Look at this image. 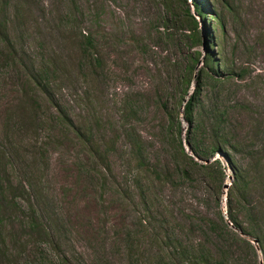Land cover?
<instances>
[{
    "label": "rangeland",
    "instance_id": "obj_1",
    "mask_svg": "<svg viewBox=\"0 0 264 264\" xmlns=\"http://www.w3.org/2000/svg\"><path fill=\"white\" fill-rule=\"evenodd\" d=\"M210 5L0 0V264H264V0Z\"/></svg>",
    "mask_w": 264,
    "mask_h": 264
},
{
    "label": "trees",
    "instance_id": "obj_2",
    "mask_svg": "<svg viewBox=\"0 0 264 264\" xmlns=\"http://www.w3.org/2000/svg\"><path fill=\"white\" fill-rule=\"evenodd\" d=\"M187 0H163V3L165 5L166 8V12L170 17L172 15V19L174 20L173 22L178 21L179 25H180V30L184 31L187 30L190 32L189 37L191 38V40L193 41L194 44L198 43L199 41H201L202 37L200 35V33L198 32V26H199V22L201 20V22H203L204 27L206 28V36L208 38V41H206V45L207 43L209 45H212L213 41L211 40V33L209 31V26L208 23L206 22V18L204 17L205 15H209L212 13V9H211V5H210V0H191L190 4L192 3L193 7H194V13H191V10L187 7L186 2ZM213 8V7H212ZM177 10H180V12H177ZM197 17L200 18V20H198ZM171 20V19H170ZM166 22H168L166 20ZM88 44L90 45V41H88ZM197 59L195 58L192 62V67L194 68L195 64L197 63ZM221 68V66L219 64H217V61L214 60L213 58V54L209 51L207 53V56L205 58V71L200 70V74L198 73V81L196 84V88L194 89L193 94L188 98V100L184 103V100L182 98V101L184 103L183 105V120L187 123V125L189 126V129L194 125L195 123V115H194V111H195V106H196V97L199 94V90H200V79L203 76H208L210 79L216 81V82H220L222 81L221 78L223 77L222 73H220L219 69ZM209 71V72H208ZM191 73V70H189V75ZM39 83V82H38ZM40 84V83H39ZM185 84V88L189 87L191 84V80H185L184 81ZM44 88V87H43ZM46 89V88H44ZM184 96H188L187 91L184 90ZM182 104V103H181ZM180 127L181 125L179 124V131H180ZM187 139L190 140V130L187 131ZM181 146V151L183 152V148H182V143L180 142L179 144ZM215 150H213L214 152ZM195 152V151H193ZM196 153V152H195ZM197 155V153H196ZM198 157V156H196ZM190 160H192V162L194 163V165L201 167L205 170H209L210 167L208 165H199L196 162L193 161V159L191 157H189ZM235 173V179L234 181L238 183V181L241 182V175L237 173L236 170H234ZM236 186V185H235ZM231 223L238 228L237 223L232 220V218H230ZM240 229V228H239ZM29 230L31 232H34L35 230L33 229L32 226L29 227ZM261 247H263L261 249V251H263L264 253V243L261 242Z\"/></svg>",
    "mask_w": 264,
    "mask_h": 264
}]
</instances>
